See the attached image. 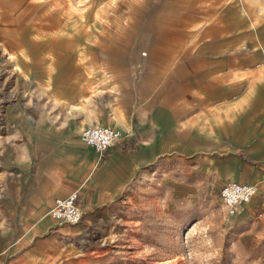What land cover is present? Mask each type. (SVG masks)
<instances>
[{"label": "crops", "instance_id": "obj_1", "mask_svg": "<svg viewBox=\"0 0 264 264\" xmlns=\"http://www.w3.org/2000/svg\"><path fill=\"white\" fill-rule=\"evenodd\" d=\"M0 53L23 86L0 264H93V221L172 166L218 196L256 185L230 218L264 232V2L0 0ZM94 126L122 134L101 160L80 140ZM75 192L81 223L58 225L54 200Z\"/></svg>", "mask_w": 264, "mask_h": 264}, {"label": "rangeland", "instance_id": "obj_2", "mask_svg": "<svg viewBox=\"0 0 264 264\" xmlns=\"http://www.w3.org/2000/svg\"><path fill=\"white\" fill-rule=\"evenodd\" d=\"M55 1L72 0H50ZM22 114L23 86L0 53L1 223L16 192ZM177 170L172 166L138 176L112 212L93 221V264H264L263 230L243 238L242 227L224 216L217 185ZM184 178L192 188L183 194L174 183Z\"/></svg>", "mask_w": 264, "mask_h": 264}, {"label": "built area", "instance_id": "obj_3", "mask_svg": "<svg viewBox=\"0 0 264 264\" xmlns=\"http://www.w3.org/2000/svg\"><path fill=\"white\" fill-rule=\"evenodd\" d=\"M81 142L94 151L97 159L101 160L104 154L122 140V134L110 127H88L80 136ZM257 186L238 182H226L219 192V199L224 209V216L234 217L242 206L249 203L256 193ZM78 193H72L66 198H58L53 202L49 216L58 225L76 226L81 223L83 213L77 201Z\"/></svg>", "mask_w": 264, "mask_h": 264}, {"label": "bare ground", "instance_id": "obj_4", "mask_svg": "<svg viewBox=\"0 0 264 264\" xmlns=\"http://www.w3.org/2000/svg\"><path fill=\"white\" fill-rule=\"evenodd\" d=\"M243 210V209H242Z\"/></svg>", "mask_w": 264, "mask_h": 264}]
</instances>
